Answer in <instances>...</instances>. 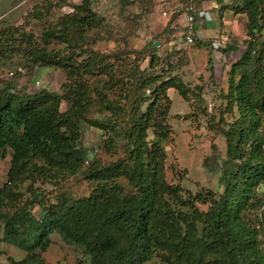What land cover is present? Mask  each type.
I'll return each instance as SVG.
<instances>
[{
	"label": "trees",
	"instance_id": "1",
	"mask_svg": "<svg viewBox=\"0 0 264 264\" xmlns=\"http://www.w3.org/2000/svg\"><path fill=\"white\" fill-rule=\"evenodd\" d=\"M240 1L233 12L246 15L248 38L227 70L222 93L232 122L221 127L226 157L220 193H183L180 184L167 181L162 144L170 130L163 122L167 90L175 88L183 98L195 92L177 76L147 73L157 64L154 55L144 69L137 60L122 69L110 61L117 52L92 49L85 31L101 24L92 0L63 9L40 35L22 25L0 29V60L29 64L11 77L48 66L63 70L70 83L63 93H29L27 83L16 87L14 80L0 87V157L11 154L7 182L0 188L2 240L25 251L11 264H44L41 256L52 232L81 246L89 264H142L153 256L164 264H264L263 199L257 190L264 181V0ZM35 7L31 18L47 15L49 6ZM51 43L64 44L63 49H49ZM194 43L210 42L195 38ZM129 52L135 51L123 54ZM97 75L106 76L100 88L87 82ZM81 122L102 134L98 148L113 154L119 148L122 154L105 161L95 151L87 160ZM65 174L87 180L89 194L74 198L62 191L36 218L30 208L43 203L30 185L31 198L18 204L20 183Z\"/></svg>",
	"mask_w": 264,
	"mask_h": 264
},
{
	"label": "rangeland",
	"instance_id": "2",
	"mask_svg": "<svg viewBox=\"0 0 264 264\" xmlns=\"http://www.w3.org/2000/svg\"><path fill=\"white\" fill-rule=\"evenodd\" d=\"M80 3L81 0H0L2 20L0 29L8 24L22 25L25 30L40 35L42 26L55 22L63 9ZM160 3V0H92L90 7L101 19V24L87 29L86 38L89 46L94 50L103 53L117 52L119 59L112 56L110 61L122 69H127V66H131L136 60L139 68L144 69L148 66L150 57L154 55L158 58L157 64L150 67L147 73L177 76L192 92H195V94L188 93L187 98H183L175 88L167 90L170 100L167 103L168 112L163 122L170 130L168 139L162 141L166 151V178L172 184H180L183 193L209 189L220 193L222 187L218 178L222 159L226 157V139L221 127H227L232 122V114L228 110L225 111L226 102L222 98V93L227 91V75L222 72L223 69L220 71L216 68L211 73L208 71L210 65L207 62L211 51L209 53L207 43H194L190 47H183L177 43L178 33L167 34V25L173 22L160 17L162 12ZM224 3H227L226 7L232 10L231 14L234 16L236 13L233 12V6L241 1L224 0ZM35 4L49 6L47 15L40 19L31 18L28 14L32 15L39 8H34ZM237 18L235 21L231 18L235 30L227 29L223 33L228 37L226 44L227 41L233 43L236 41L243 46L242 41L248 38L245 26L246 15H239ZM174 25L176 24H172V27ZM233 34L237 38H231ZM63 46L64 44L51 43L48 48L63 49ZM125 50L135 52L123 54ZM28 65V63H18L16 58L10 61L0 60V87L14 80L16 87L27 83L24 87L29 93H38L42 90L63 93L64 88L70 84L63 70L48 66H34L30 75L11 77L19 67L28 70ZM27 77L28 81H26ZM105 80V75H97L89 78L87 82L92 87L100 88ZM35 81H38L40 86L35 87ZM197 88H201V91H197ZM164 104L166 101L162 99L161 105ZM60 108L61 111L65 110L66 103L62 102ZM81 124V144L88 150L87 160L92 159L95 151L96 156L105 161L114 160L117 155L122 154L119 148L115 154L98 148V144L103 139L102 134L92 126H86L82 122ZM10 158L9 151L5 156L0 157V188L7 182ZM30 185L32 191L40 193L43 203L41 207L35 204L30 208V212L36 218L56 203V198L62 191L68 196L79 198L87 196L90 189L87 180L68 174L59 176L58 179L51 178L44 181L37 179L32 183L27 179L16 188V191L21 193L19 205L31 198V190H28ZM197 205L203 211L208 206L202 203ZM2 235L3 225L0 223V264H11V259L23 258L25 251L2 240ZM50 238L52 243L41 256L44 264H78V262L89 264L88 256L84 254L81 246L65 241L57 232L50 233ZM142 264L164 263L159 257L153 256Z\"/></svg>",
	"mask_w": 264,
	"mask_h": 264
},
{
	"label": "crops",
	"instance_id": "3",
	"mask_svg": "<svg viewBox=\"0 0 264 264\" xmlns=\"http://www.w3.org/2000/svg\"><path fill=\"white\" fill-rule=\"evenodd\" d=\"M198 1L199 2L197 4V0H194L195 27L193 31V37L198 40H206L210 42L208 47H209V53L211 51V55L207 62V64L209 63L210 65L208 71L211 73L216 68L220 69V71H222L223 69L222 72H224L226 75V68L229 69L230 64L238 58V56L244 50L245 47L239 45L238 42L236 41H234L235 43H233V41H227L228 44H225V47L216 48L213 45V41L215 39L228 40V37H226L227 35H225L223 32H226L227 29L231 31L235 30V25L232 23L231 18L235 21V18L238 19L237 17L239 15L240 16H245V15L242 13H236L233 16V14H231L232 10L226 7L227 3H224V0H198ZM160 2H161L160 11H162L167 6L172 7L177 3H182L183 1L181 2V0H160ZM160 17L163 19H168V21L170 22H173L169 25L170 28L172 27V24L182 25L184 23L183 15L168 14L167 16H162L160 14ZM171 29L170 30L167 29L168 32L167 34L172 35V33L173 34L178 33L179 37L176 40L179 45L183 47L191 46L190 44L187 45L184 42L182 26H180L178 29H172V30ZM231 38L234 39L237 38V36L233 34ZM229 45L230 47L231 45L238 47V49L237 50L228 49ZM204 65L206 66V63Z\"/></svg>",
	"mask_w": 264,
	"mask_h": 264
},
{
	"label": "built area",
	"instance_id": "4",
	"mask_svg": "<svg viewBox=\"0 0 264 264\" xmlns=\"http://www.w3.org/2000/svg\"><path fill=\"white\" fill-rule=\"evenodd\" d=\"M194 11H195V4L194 0H188L187 2L181 4L177 3L172 7H165L161 15L162 16H167L168 14L173 15H183L184 16V23L182 25H174L173 29H178L180 26H182L183 29V34H184V40L187 44H191L193 42V31L195 27V16H194ZM226 44L225 39H215L213 41V45L216 48L223 47ZM20 71H24V69H19ZM35 86L38 87L40 86L39 82L37 81L35 83ZM264 125V122H263ZM95 153V152H93ZM257 190L261 193L262 198H263V203H264V181H262L258 187ZM262 210H264V205L262 207ZM264 212V211H263Z\"/></svg>",
	"mask_w": 264,
	"mask_h": 264
},
{
	"label": "clouds",
	"instance_id": "5",
	"mask_svg": "<svg viewBox=\"0 0 264 264\" xmlns=\"http://www.w3.org/2000/svg\"><path fill=\"white\" fill-rule=\"evenodd\" d=\"M185 2H187V1H185ZM185 2H182L181 4H183V3H185ZM183 36H184V34H183ZM184 38V37H183ZM193 39L195 40V38L193 37ZM194 40H193V42L190 44V45H192L193 43H194ZM184 42H185V40H184ZM186 43V42H185ZM187 44V43H186ZM187 45H189V44H187ZM223 47H225V45L223 46ZM221 48V47H220ZM19 69H21L20 67L17 69V71H20ZM22 72V71H21ZM25 72V70L22 72V73H24ZM37 81H35V83H36ZM35 83H34V85H35ZM36 87V86H35ZM262 196V195H261ZM263 199V198H262Z\"/></svg>",
	"mask_w": 264,
	"mask_h": 264
}]
</instances>
